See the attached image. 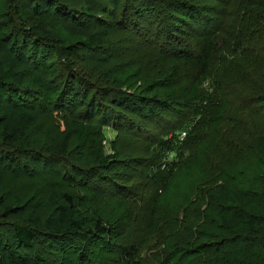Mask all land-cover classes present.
Here are the masks:
<instances>
[{"label": "trees", "instance_id": "trees-1", "mask_svg": "<svg viewBox=\"0 0 264 264\" xmlns=\"http://www.w3.org/2000/svg\"><path fill=\"white\" fill-rule=\"evenodd\" d=\"M78 2L0 0V190L25 188L36 176L33 165L40 167V179L51 184L54 178L43 177L42 169H60L77 148L99 171H109L120 154L116 143L111 144L113 154H105L104 128L114 125L121 134L130 121L113 105L133 111L135 104L152 117L170 108L190 112L191 126L181 130L184 138L169 130L154 142L151 164L139 160L150 169L145 179L162 192L195 169L201 181L192 187L194 203L178 208L182 218L153 197L143 239L134 245H116L132 224L129 208L115 210L114 226L94 208L91 216L82 211L85 222L76 209L80 196L72 190L81 187L67 183L68 190L48 197L56 204L49 215L26 221L21 214L10 224L0 213V264H53L45 249L56 244L60 264H146L144 242L153 245L158 232L168 229L164 252L169 257H163V264H264V0H221L226 22L216 26L219 34L206 31L197 37L183 30L187 20L199 19L193 0ZM117 17V25L138 34L140 29L142 37L155 29L161 36L164 30L163 47L172 43L173 32L188 41L184 46L173 41L169 53L174 63L167 74L141 86L136 95L107 91L98 83L105 81L104 66L113 58L106 48L114 30L109 21ZM58 29L82 37L83 45L66 48L54 36ZM131 72L127 67L112 78L130 87ZM45 117L61 130L49 145L53 156L41 151L53 131ZM31 134L43 139L31 142ZM66 178L72 179L69 173ZM102 180L107 183L103 192L117 191L106 175ZM125 191L118 190L117 196ZM90 196L84 193L81 200Z\"/></svg>", "mask_w": 264, "mask_h": 264}, {"label": "rangeland", "instance_id": "rangeland-1", "mask_svg": "<svg viewBox=\"0 0 264 264\" xmlns=\"http://www.w3.org/2000/svg\"><path fill=\"white\" fill-rule=\"evenodd\" d=\"M65 1L72 5L79 3V0ZM255 1L259 4L263 0ZM193 2H195L197 6L199 19L187 20L183 30L191 37H197L198 35L203 36L206 31L212 35H218V27L216 26L221 24V20L226 22L224 17L221 16L226 10L223 4H221V0H193ZM118 20L119 17L109 21V24H111L110 28L114 30H110L108 37L109 45L106 48V52L109 51L113 58L104 66L106 73L104 74L103 80L105 81L103 84H101L102 82L98 83L99 86L103 85L107 91L110 89H118L136 95L140 93L141 86L148 85L156 79L163 78L164 75L167 74L169 67L174 63L172 54L169 53V49L171 50L174 48L172 45L174 44L173 41L177 42L176 40H179L183 46L188 44V41L185 40L186 36H179V34H177L178 32H173L171 33L173 36V39H171L172 43H170V45L165 44V51L163 43L168 34L164 30L161 36H157V31L155 29L153 34L149 33L148 36L143 34L142 37L140 29L138 34L137 31L131 29V27L117 25ZM166 25L168 27V24ZM141 26L143 27L144 25ZM118 29H123V31H119ZM54 36L66 48L73 47L76 50L83 45L82 37L71 36L62 29L56 30ZM75 62H78V60ZM127 67L132 71L131 76H134V80L130 87L112 78V76H119V73ZM155 97L156 96H154V98ZM79 98H82V96ZM132 107L134 110L132 109L133 111H129L126 108L113 105V108L120 112L122 116L125 117V120L130 121L124 125L121 134L115 129L114 125L104 128L103 145L105 154H113L111 147L113 143H116V148L120 154L119 162L116 166L112 167V169L107 172L99 171L95 165L90 163L91 160L87 156L88 154H85L86 152L82 154V151L77 148L66 158L68 159L66 164H63V162L61 163L60 169H58V165H55L57 168L50 165L47 169H42L43 177L54 178L51 184H46L44 180L40 179V167L33 165L36 176L34 179L27 182L25 188H23V186L14 189L13 185H10L0 190V213L2 214L1 218H5L2 220L14 224L13 220H17L15 217L17 215L23 214V216L27 218L26 221L31 220L35 214L41 215L44 213L45 215H49L54 210L56 204L50 203L48 197L52 192L59 190L63 192L68 190L70 185L67 187V183L77 184L81 187V191L79 192L71 188L74 193H76L75 196H80L76 200V203H79L81 208L80 210H78L79 208L76 209L79 211V217L81 216L85 222L86 219L83 217V212L87 211L86 214L91 216V209L93 208L98 211L104 219H108L111 222V226H114V221H112L111 216L115 215V210L118 207L122 209L126 207L131 210L132 224L125 234L117 239L116 245H134L135 242L143 239L142 234L148 222L149 210L152 207L151 202L156 196H159L162 207L165 210L171 213L173 211L175 216L177 215V217L182 218L183 213L179 212L178 208L182 205H187V203H194L195 196L192 193V187L196 182L201 181L196 169L193 172L181 174L178 180L171 184L169 192H162L157 190L160 186H151V182L145 179L144 172H149V167H142L139 164L142 162H147L146 166L151 164L148 160L151 158V150L154 147L153 144L167 131L175 130L179 136L181 135V139L183 138V132H188L191 126L189 121L190 112L183 109L170 108L169 110L162 111L159 117H152L143 107L136 104ZM44 121L51 125L50 128L53 131L49 132L46 139H44L45 141L42 143L41 147H45V149L41 151L46 156H53L54 154H52L51 149H49V145L54 144V137H56L61 130L57 128L58 126L53 120L45 117ZM60 127L63 128V126ZM33 133H37V131L32 132V134ZM32 134L29 136L31 142H37L39 140L37 139L38 137L41 138V140L43 139L42 135L41 137L40 135L32 137ZM204 149L205 147L196 148L194 153ZM35 150L38 149L36 148ZM80 151L81 154H79ZM194 153H191V155L193 154L194 156ZM173 157L174 155H172L170 159L172 160ZM139 160H141V163H139ZM74 164H77V169L71 171L69 167ZM64 173H69L72 179H64ZM105 175L118 186L117 191L120 189L127 190L125 191V195L117 196V191L113 192V188H109L108 192H106V190L103 192L102 189L107 186V183L102 180ZM84 177L85 179L82 180ZM79 187L78 189H80ZM98 187L100 188L96 191ZM84 193H86V195L90 193L94 195V198L90 196V198L86 197V199L81 200ZM118 200L120 204L116 203ZM9 210H15V213L9 215ZM161 226H164V224H161ZM168 230L163 232L159 231L158 233L160 235L157 236L158 241H154L153 245H149L150 240H146V243L144 242L142 249L145 250L144 255L147 257L148 263L146 264H163V262H161L164 260L163 257H169V254L164 252V250H166V243L169 242V240H167L169 237ZM92 250L94 252L96 251V253L100 252L99 248L93 247ZM45 251L51 256L49 259L53 261V264H60L58 263L60 251L57 244L50 249H45Z\"/></svg>", "mask_w": 264, "mask_h": 264}, {"label": "built area", "instance_id": "built-area-1", "mask_svg": "<svg viewBox=\"0 0 264 264\" xmlns=\"http://www.w3.org/2000/svg\"><path fill=\"white\" fill-rule=\"evenodd\" d=\"M185 135H186V134L184 133V134H183V138L185 137Z\"/></svg>", "mask_w": 264, "mask_h": 264}]
</instances>
